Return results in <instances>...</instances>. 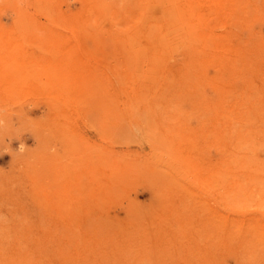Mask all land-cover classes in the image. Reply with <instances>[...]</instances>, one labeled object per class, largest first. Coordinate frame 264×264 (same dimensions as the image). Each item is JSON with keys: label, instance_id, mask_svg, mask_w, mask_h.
<instances>
[{"label": "rangeland", "instance_id": "374dc122", "mask_svg": "<svg viewBox=\"0 0 264 264\" xmlns=\"http://www.w3.org/2000/svg\"><path fill=\"white\" fill-rule=\"evenodd\" d=\"M0 264H264V0H0Z\"/></svg>", "mask_w": 264, "mask_h": 264}]
</instances>
